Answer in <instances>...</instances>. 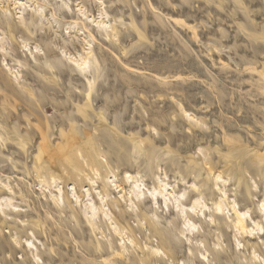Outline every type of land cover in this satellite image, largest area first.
<instances>
[{
  "label": "rangeland",
  "instance_id": "374dc122",
  "mask_svg": "<svg viewBox=\"0 0 264 264\" xmlns=\"http://www.w3.org/2000/svg\"><path fill=\"white\" fill-rule=\"evenodd\" d=\"M76 2L0 0V20L16 25L8 30L0 23L7 39L0 51V264H37L35 257L38 264H264V160H255L264 156V0H84L91 17L78 19L90 29L74 22L76 14L61 13L75 10ZM38 10L43 16L34 15ZM100 10L117 28L115 38L94 32ZM75 35L76 51L83 52L84 37L98 59L104 88L91 94L117 105L107 109L92 97L86 126L77 112L86 80L57 76L41 86L26 74L41 73L36 69L46 67L47 49L61 57L62 37L74 41ZM66 49L76 55L72 46ZM8 67L19 71L17 79ZM46 84L62 92L53 95ZM62 117L79 118L74 124L91 135L97 130L90 137L102 153L98 172L87 167L81 144L78 170L66 176L69 165L54 155L49 165L58 185L44 187L34 172L39 130L56 153ZM76 137L84 141L82 131ZM133 180L143 185L140 200L164 184L165 202L160 196L155 205L130 204ZM7 198L17 212L5 205ZM219 198L223 208L216 217ZM195 199L205 206L193 209L198 218L190 212L195 234L185 235L177 204L187 211ZM231 206L245 212L251 232L231 226Z\"/></svg>",
  "mask_w": 264,
  "mask_h": 264
},
{
  "label": "bare ground",
  "instance_id": "6f19581e",
  "mask_svg": "<svg viewBox=\"0 0 264 264\" xmlns=\"http://www.w3.org/2000/svg\"><path fill=\"white\" fill-rule=\"evenodd\" d=\"M84 0H80V2H76L75 3V10H69L68 12H66L65 10H61V13L63 15H75L76 14V19L74 22H78L80 23V28L81 29H90L85 22L81 21L80 19L83 18H87L86 16H90L89 14H87L86 12L88 10H86V8H84L85 3H83ZM91 1V0H88ZM125 5V4H124ZM126 6V5H125ZM99 15V20H92L95 28H94V32L97 33L98 35H102L104 34L106 38L110 39V38H115L118 34V30L114 25H109L106 23L105 20H103L102 16V12L101 10L98 13ZM143 14V13H142ZM35 16H43V11L38 10L35 14ZM75 17V16H74ZM91 17V16H90ZM19 18V17H18ZM80 18V19H78ZM19 22L21 23V25L24 23V19L23 18H19ZM1 24H4L5 27L10 30L12 28L15 29V26L13 27V25H11L9 23V21H7V19H2L0 20ZM18 27V26H17ZM19 28V27H18ZM69 30H67L64 34H67V37H70V29H74V27L72 28H68ZM108 29V30H107ZM75 34V33H74ZM79 34V33H78ZM88 34L89 36L97 41L96 38V34H92L89 30H88ZM81 35V34H79ZM73 39H75L74 41L72 40H65L61 39V43H62V50H60V53L62 54V56H56V58H53L56 55V52L54 51V49L52 48H48L46 51V54H44V58L47 59V64L46 67L41 66L40 68L36 69L37 71H40L41 69V73H37V72H33L31 71V73L27 72L26 74L28 75V77L31 76V79L34 80L35 82H37L38 84H40L41 86H43L44 81L49 82L50 78L55 79V77L57 78V76H60V78L64 79L66 78L68 81H72L75 80L76 82L78 81H83L86 80L87 82V87L84 90V103L81 107L77 108V112L80 114L81 117V121L83 122V124H85L84 126H86V123L89 124V118H88V114L86 109H91V98L93 97V100L97 101V102H104L106 104L107 109H112L115 108L117 105L114 104V102L112 101V104H108L106 103L105 100H102L99 98V96L97 95H92L91 92L94 90V88H104L103 86V82H101L99 79V70L97 69V58L93 53V50H91L90 48H85V45H89V40L85 39L84 37L81 38V43H80V49L83 51L82 53H78V51H76V49L74 48V44H76V42H78L79 38L78 36L75 35V37H73ZM6 36L4 35V33H1L0 36V51L5 52V44L7 43L6 41ZM26 46V45H25ZM70 46L73 47V49L76 52V55L71 54L70 52H67L66 48H69ZM89 47V46H88ZM35 48V54H40V50L38 49L37 46H34ZM86 49V50H85ZM2 54V53H1ZM33 58V61H35V57L34 54H32V51H30L29 53ZM52 58V62H49ZM4 60V59H3ZM94 64V65H93ZM6 65V63H5ZM93 70V74L92 75V81H90L88 79L89 74H91V67ZM7 67V65H6ZM7 71L10 72V74L13 75V77L15 79H17V76L19 75V71L16 70V72L11 71V69L8 67ZM35 75H39V76H35ZM41 75V76H40ZM33 76V77H32ZM54 81V80H52ZM118 83L120 84V81H118ZM54 86V84H52ZM47 87H45L46 90L48 91H53V95H58L59 93L62 92V90L59 89H52L50 88V84H46ZM31 97L34 96L33 92L31 90L30 92ZM67 95L70 96L71 94H65V97L67 98ZM133 96H127V99L131 100ZM34 104H35V100L33 99ZM127 102V101H126ZM39 104V103H38ZM36 105V104H35ZM128 103L125 104V107H127ZM39 106V105H38ZM37 107V105H36ZM61 108H64L65 105L62 104L60 105ZM183 111V110H182ZM185 112V111H183ZM188 117H190V115H188ZM67 117H62L63 121H60V127H59V135H60V142L55 144V147L57 149V152L55 153L54 151L49 152L50 150L47 149V145H48V141L49 138H47L46 136V132L45 133H41L42 130H39V134H40V138H41V142H39L38 147H37V153L34 156V172H35V178H37L39 180L40 184H43L44 187H50L51 185L57 186L58 185V174L57 172L51 170V166L49 165V163H52V157L54 155L58 156V157H63L64 159V165H69L71 171H69V174L66 172V176L70 177L71 175H73L74 171L78 170L77 167V160L76 157L77 155H81L82 157H85L86 155V165L89 168L90 171H92L94 174L97 175L98 172V167L96 166L97 164V157H99L102 153H100L99 149H96L94 144L92 143V139L90 136H94L97 137V134L95 133L97 130L94 129L92 131V135H91V131H85L83 129V127H77L74 124V119L79 120V118L77 117H71V118H67ZM192 118V117H191ZM43 125L45 127V130L47 131L49 129V123H48V119L44 118L43 119ZM123 126V125H122ZM125 126V125H124ZM64 127V129H63ZM131 127V126H130ZM80 128V129H79ZM82 131L83 136H84V141H80L77 137H76V131ZM115 133V132H114ZM98 145H100L101 143L96 142ZM81 144L85 145V150H86V154H82L81 153ZM138 146V145H137ZM139 148V146H138ZM75 150L74 158H70L71 154L70 151L71 150ZM255 160L257 162H262L264 160V156L262 155H257L255 157ZM208 173H211V169L208 168L207 169ZM220 172L217 173L216 178L218 179L220 178ZM132 178L131 176H129V179ZM137 180V179H136ZM133 180L132 181V185L130 186V193L131 195H133V199H128V201L130 202V204L135 203L136 201L139 202L140 204H143L145 202V200H148L149 202H152L154 205L158 203V200L161 199L160 196L162 197V200L165 202V194L162 193L163 191V186L164 184H161L157 187L152 188L149 193L147 198H145V200H140L141 197L144 198L145 193L143 192V190L141 189L143 185H141V183H139L138 181ZM7 186V185H6ZM8 187V186H7ZM59 193L61 192L60 189H58ZM169 195V194H168ZM159 196V198H158ZM52 203L54 204V206L58 207L59 205V200H60V195H52ZM136 200V201H134ZM222 200L221 198L218 199V201L213 202L214 207V214L217 217V214H219L220 211H222L223 205H222ZM112 202V201H111ZM137 205V203H135ZM5 205L7 207H13L14 211L17 212L18 210L15 209L16 206H14L11 203L10 198L6 199V203ZM114 205V204H113ZM134 205V204H133ZM205 206L204 204H200L198 200H194V202L192 203V205L187 209V211L185 209H183V204H177V206H180L182 208H180L179 212L180 214L183 215V217L186 219V223L185 226L183 227V230L181 231L183 234L185 235H193L195 234V223L193 221H190L189 218L192 216L191 213H193V215L195 214V211L193 209L196 208V206ZM176 206V207H177ZM262 206V210L264 211V203L261 204ZM130 207V206H129ZM90 212L93 214H95L97 207L94 204H90L87 207ZM178 208V207H177ZM129 209V208H128ZM99 210V209H98ZM130 210V209H129ZM154 210V209H152ZM231 210L232 213L234 215L233 220L231 221V226L233 228H235L239 234H244L247 232H251V230H253V228L249 229V227L246 224V220L244 218V213L241 212L240 210L234 208L233 206H231ZM100 212L104 215L107 216V213L105 211V209L100 208ZM144 215V212L141 213V215ZM146 216L144 218H147V214H145ZM191 215V216H190ZM110 216V215H109ZM143 218V217H142ZM143 218V219H144ZM150 217H148V223L153 226L156 227V223H154L151 219H149ZM198 218V216H197ZM199 220V219H197ZM262 220L264 221V213L262 215ZM253 224L255 226L258 227V223L253 222ZM117 227V226H116ZM124 230V228H123ZM121 231L119 228H115V232L118 235H121ZM130 231V230H129ZM123 233V232H122ZM127 240L129 241V243L131 244H135L134 241L131 238L127 237ZM27 245H29V242L26 241ZM33 244L31 243V246ZM159 249L154 248L153 252L154 253H158ZM202 255L203 258H205V254L204 253H200ZM36 260V263L38 264V257L34 258Z\"/></svg>",
  "mask_w": 264,
  "mask_h": 264
}]
</instances>
